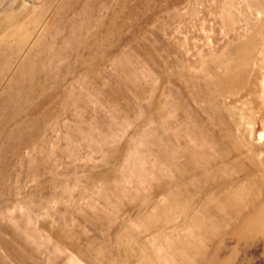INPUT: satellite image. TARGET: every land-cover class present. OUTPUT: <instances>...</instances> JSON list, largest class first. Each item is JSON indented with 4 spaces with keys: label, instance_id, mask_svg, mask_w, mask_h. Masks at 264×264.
<instances>
[{
    "label": "rangeland",
    "instance_id": "1",
    "mask_svg": "<svg viewBox=\"0 0 264 264\" xmlns=\"http://www.w3.org/2000/svg\"><path fill=\"white\" fill-rule=\"evenodd\" d=\"M263 91L264 0H0V264H264Z\"/></svg>",
    "mask_w": 264,
    "mask_h": 264
},
{
    "label": "bare ground",
    "instance_id": "2",
    "mask_svg": "<svg viewBox=\"0 0 264 264\" xmlns=\"http://www.w3.org/2000/svg\"><path fill=\"white\" fill-rule=\"evenodd\" d=\"M260 112H261L260 117H258V118L255 117V121H260L264 117V91H263V98H262V107H261V111ZM262 135H264V133ZM259 215L261 216V219H263L262 216L264 215V212L259 213Z\"/></svg>",
    "mask_w": 264,
    "mask_h": 264
}]
</instances>
